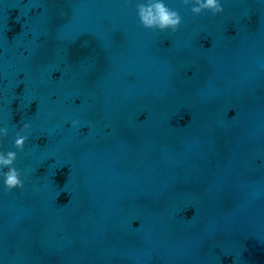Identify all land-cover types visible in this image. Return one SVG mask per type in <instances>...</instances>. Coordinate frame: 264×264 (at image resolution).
<instances>
[{
  "label": "water",
  "instance_id": "obj_1",
  "mask_svg": "<svg viewBox=\"0 0 264 264\" xmlns=\"http://www.w3.org/2000/svg\"><path fill=\"white\" fill-rule=\"evenodd\" d=\"M135 2L0 0V264H264V0Z\"/></svg>",
  "mask_w": 264,
  "mask_h": 264
},
{
  "label": "clouds",
  "instance_id": "obj_2",
  "mask_svg": "<svg viewBox=\"0 0 264 264\" xmlns=\"http://www.w3.org/2000/svg\"><path fill=\"white\" fill-rule=\"evenodd\" d=\"M183 3L191 6V11L200 14L205 10L212 14H219L224 11L223 0H183ZM135 7L140 22L144 27L158 29L161 31H176L182 22V17L178 10L172 8L167 0H136ZM72 125L79 124L78 120H72ZM31 124L23 123L22 128L16 131L14 148L23 150L25 143L29 139L28 130ZM9 135V129L0 126V182L8 189L24 187V177L21 171L15 166L18 152L16 150H5L4 139Z\"/></svg>",
  "mask_w": 264,
  "mask_h": 264
}]
</instances>
